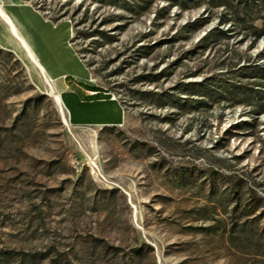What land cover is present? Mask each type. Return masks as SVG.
<instances>
[{"label": "rangeland", "instance_id": "1", "mask_svg": "<svg viewBox=\"0 0 264 264\" xmlns=\"http://www.w3.org/2000/svg\"><path fill=\"white\" fill-rule=\"evenodd\" d=\"M24 1L125 119L74 125L0 48V264H264V0Z\"/></svg>", "mask_w": 264, "mask_h": 264}, {"label": "crops", "instance_id": "2", "mask_svg": "<svg viewBox=\"0 0 264 264\" xmlns=\"http://www.w3.org/2000/svg\"><path fill=\"white\" fill-rule=\"evenodd\" d=\"M69 19L53 20L24 0H0V48L26 65L33 82L48 87L52 79L74 125H120L121 103L93 80L92 72L72 44ZM31 52V53H30Z\"/></svg>", "mask_w": 264, "mask_h": 264}, {"label": "bare ground", "instance_id": "3", "mask_svg": "<svg viewBox=\"0 0 264 264\" xmlns=\"http://www.w3.org/2000/svg\"><path fill=\"white\" fill-rule=\"evenodd\" d=\"M30 53H31V52H30ZM51 91H52V95L55 96V101H56V103H57V105H58V107H59V110H60V111L63 110L62 108H63V106H64L65 111H67L66 108H65V105H64V103H63V101H62V98H61L60 94L57 93V92H56L55 90H53L52 88H51ZM66 113H67V112H66ZM63 115H64L65 117L68 118V113H67V116H66L64 113H63ZM68 120H69V118H68Z\"/></svg>", "mask_w": 264, "mask_h": 264}, {"label": "built area", "instance_id": "4", "mask_svg": "<svg viewBox=\"0 0 264 264\" xmlns=\"http://www.w3.org/2000/svg\"><path fill=\"white\" fill-rule=\"evenodd\" d=\"M42 75H43V79L44 81L48 84V86H50L52 84V79L47 76L44 72H42ZM66 108V106H65ZM67 112H68V115H69V110L66 108ZM69 120H70V116H69ZM71 121V120H70ZM96 166V165H95ZM97 167V166H96Z\"/></svg>", "mask_w": 264, "mask_h": 264}]
</instances>
